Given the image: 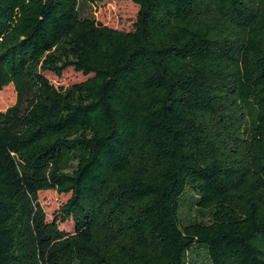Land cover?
I'll return each instance as SVG.
<instances>
[{"label": "trees", "instance_id": "1", "mask_svg": "<svg viewBox=\"0 0 264 264\" xmlns=\"http://www.w3.org/2000/svg\"><path fill=\"white\" fill-rule=\"evenodd\" d=\"M112 1L0 0V264H264V0Z\"/></svg>", "mask_w": 264, "mask_h": 264}, {"label": "rangeland", "instance_id": "2", "mask_svg": "<svg viewBox=\"0 0 264 264\" xmlns=\"http://www.w3.org/2000/svg\"><path fill=\"white\" fill-rule=\"evenodd\" d=\"M80 15L83 18L95 19L102 24L111 27H128L136 14V8L131 3V0H121L120 2H110L100 7L84 3L81 6ZM50 82L56 87H66L70 84L82 81L85 79L80 73L73 69L65 70L61 77L53 74H46ZM14 93L11 88H6L0 93V109H5L7 106L14 103ZM68 195H59L54 191L40 192L38 201L43 208L47 220H52L58 208L67 200ZM194 194L187 192L181 209V218L185 221L196 215V207L193 204ZM60 228L71 230L69 223H59ZM194 264H206L205 252L203 249H196L192 255Z\"/></svg>", "mask_w": 264, "mask_h": 264}]
</instances>
